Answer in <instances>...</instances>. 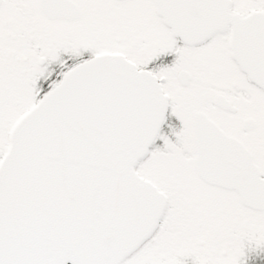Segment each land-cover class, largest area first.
<instances>
[{
  "label": "snow or ice",
  "instance_id": "1",
  "mask_svg": "<svg viewBox=\"0 0 264 264\" xmlns=\"http://www.w3.org/2000/svg\"><path fill=\"white\" fill-rule=\"evenodd\" d=\"M0 264H264V0H0Z\"/></svg>",
  "mask_w": 264,
  "mask_h": 264
}]
</instances>
